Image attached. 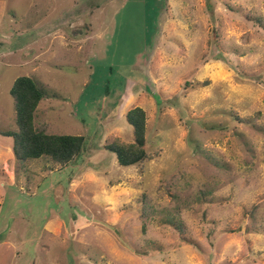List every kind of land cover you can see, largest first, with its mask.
<instances>
[{
	"label": "rangeland",
	"instance_id": "rangeland-1",
	"mask_svg": "<svg viewBox=\"0 0 264 264\" xmlns=\"http://www.w3.org/2000/svg\"><path fill=\"white\" fill-rule=\"evenodd\" d=\"M21 76L86 145L0 157V264H264V0H0V149ZM136 107L151 159L123 166Z\"/></svg>",
	"mask_w": 264,
	"mask_h": 264
},
{
	"label": "trees",
	"instance_id": "trees-1",
	"mask_svg": "<svg viewBox=\"0 0 264 264\" xmlns=\"http://www.w3.org/2000/svg\"><path fill=\"white\" fill-rule=\"evenodd\" d=\"M11 95L16 102L18 132H5L13 137V151L20 165H27L34 159L46 158L55 164L68 165L85 148L86 138L79 135H57L48 133L47 125L37 126L35 115L45 97L43 89L29 76L17 78ZM127 120L134 127L133 143H115L107 149L117 154L119 163L130 166L151 159L146 150L147 114L136 107L127 113Z\"/></svg>",
	"mask_w": 264,
	"mask_h": 264
},
{
	"label": "crops",
	"instance_id": "crops-1",
	"mask_svg": "<svg viewBox=\"0 0 264 264\" xmlns=\"http://www.w3.org/2000/svg\"><path fill=\"white\" fill-rule=\"evenodd\" d=\"M40 105V104H39ZM39 107V106H38ZM38 109V108H37ZM2 134L3 133H5V132H1ZM12 151H13V147H11V145L9 146H7V148L5 149H0V157H2V156H5L6 157V161L4 162V164H3V172H4V174L5 175H8L9 176V174L11 173V170H9L10 169V165L7 163V161L9 160H12ZM14 152V151H13ZM15 155V154H14ZM15 157V156H14Z\"/></svg>",
	"mask_w": 264,
	"mask_h": 264
}]
</instances>
